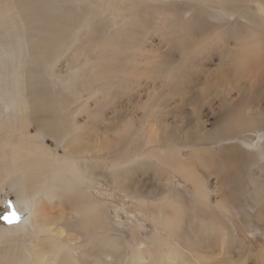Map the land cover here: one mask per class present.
<instances>
[{"label":"rangeland","instance_id":"374dc122","mask_svg":"<svg viewBox=\"0 0 264 264\" xmlns=\"http://www.w3.org/2000/svg\"><path fill=\"white\" fill-rule=\"evenodd\" d=\"M261 6L264 0H78L70 7L73 19L58 25L51 55L29 60L14 52L6 29H22L21 46L36 54L42 40L25 27L37 0H0V51L14 52L12 63L0 62L9 89L4 103L23 99L63 123L52 129L59 136H44L35 117L28 136L42 135L59 157L107 137L120 143L114 155L88 161L85 171L105 204L101 218L120 234L75 244L65 254L75 264H170L167 250L176 247L172 264H264V203L255 198L264 191ZM207 147L214 167L196 166L205 201L163 159L173 150L187 159ZM169 201L185 211L179 238L165 226L174 209ZM15 211L13 223L28 217L29 211ZM30 239L29 251L46 264L59 240ZM58 251L49 257L64 254Z\"/></svg>","mask_w":264,"mask_h":264},{"label":"bare ground","instance_id":"6f19581e","mask_svg":"<svg viewBox=\"0 0 264 264\" xmlns=\"http://www.w3.org/2000/svg\"><path fill=\"white\" fill-rule=\"evenodd\" d=\"M77 1L78 0H37L35 16L32 20L26 22L27 26L25 29L28 27L35 41L41 39L42 42L39 48L36 47L37 53L32 54L27 47L21 46L19 35L22 33V29H10L9 27L6 30L13 33L14 40L11 45L16 49L14 52L27 55L29 60L33 59L36 55L48 58V56L51 55L50 49L53 45L52 39H54V46L57 44V38L54 37L56 36L55 33L60 21L62 19L66 20V17H71L73 19V12H71L70 7L76 6ZM260 11L264 13V6L260 7ZM98 33L95 34L98 36ZM58 37L60 36L58 35ZM94 37L96 36L94 35L93 38ZM6 43L9 45L8 42ZM98 43L99 42H96V44ZM88 49H91L90 45ZM14 52H9L6 49L0 51V62L12 63ZM20 66L21 65L18 67L21 68ZM1 73L2 72H0V75ZM1 78L2 77H0V264H38V261L34 257V252L29 251L26 242L31 240L30 238L42 234L48 239L59 240L57 251L51 249L47 255L45 250L43 254L41 253V257L47 256L44 263L75 264L76 261L74 259L72 260L68 258V256H65V254H71L75 244H83V242H89L95 238L101 239L100 234L102 238L106 236L117 238L120 234L113 231L115 229L114 225L111 224L112 220L106 222V220L101 218L102 211L100 208L105 204H102L91 192L95 189V186L90 183L91 179L85 172L87 171L86 165L89 163L88 161L100 162V160L105 158V155H114L120 143L116 137H107L104 140H97L92 143V146L86 144L81 150L71 149L68 150L69 153L64 156H56V154H54L55 151L50 150L45 145L46 143L42 135L32 138L36 135L28 136L29 131L27 128L31 123V119L34 120L35 117H40V131L42 134L44 136L50 134L51 137H56L59 135L55 134L52 129L60 128L63 123L53 119L55 116L52 112L44 108L40 110L38 108L29 107L23 99H21L20 102L17 100L16 105L10 104L8 106L5 104L4 101L6 102V94L9 92V89ZM47 114H49L48 118L45 117ZM249 118L251 119V117ZM231 119L232 118H230V121ZM250 122L252 123L253 120H250ZM239 129L241 130V128ZM57 132H59V130ZM259 132L260 131H258V133ZM261 134L264 136V132ZM248 137L243 138V140L247 142V144L252 145L253 142L248 139ZM57 141H60V139ZM138 147L141 146H139V143H136L135 148ZM207 148L209 152L206 149L198 148L187 159L179 158L182 157V154L180 155L179 151L174 152L173 150L168 158L166 157V159H163L165 163H174L180 171L179 175L191 181L193 185L196 186L197 195L205 201V188L207 187L204 180L200 177V174H198L199 171L196 169V166L200 164L204 167H214V163H216L213 161L215 155H213L209 147ZM234 152L233 153L236 154V151ZM261 152H264V147L261 149ZM242 153L240 152L238 154L241 155ZM97 166L91 169L97 170ZM93 182H96V180L93 179ZM260 188H262V186ZM260 190L261 189H258V191ZM261 193L262 195L259 194L258 197L256 196L255 198L256 201H258V203L260 202L262 205V203H264L263 189ZM168 194L169 193L166 192L164 197H167ZM10 195H14V201L9 200L8 196ZM9 201L15 208L29 211L28 217L24 222L20 224L13 222L9 223L2 219V217L11 210ZM169 202L174 209L167 207L169 217L166 219L165 226L171 231L172 235L179 238L182 232L186 231V227L182 224L185 218V211L181 205L179 209L177 205L173 206L172 202ZM134 233L136 234L137 231H134ZM207 233L209 232L206 231V234ZM27 235L30 238H27ZM194 242L195 241L190 242L191 245ZM110 243L111 246H114L113 241H110ZM58 248H60L64 254L58 258L55 256L49 257L52 254H59ZM177 249L178 247L168 248L167 250L166 261H169L170 264H172V260L176 259L175 254L180 255Z\"/></svg>","mask_w":264,"mask_h":264},{"label":"snow or ice","instance_id":"6c2138e0","mask_svg":"<svg viewBox=\"0 0 264 264\" xmlns=\"http://www.w3.org/2000/svg\"><path fill=\"white\" fill-rule=\"evenodd\" d=\"M9 207L12 209L11 212H9L8 214L4 215L2 217V219H4L5 221L12 223L14 221H17L19 219V214L15 211L14 206L11 204V202L9 201Z\"/></svg>","mask_w":264,"mask_h":264}]
</instances>
